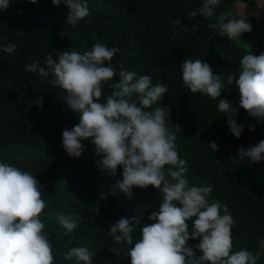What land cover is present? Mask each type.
I'll return each instance as SVG.
<instances>
[{"label":"trees","instance_id":"obj_1","mask_svg":"<svg viewBox=\"0 0 264 264\" xmlns=\"http://www.w3.org/2000/svg\"><path fill=\"white\" fill-rule=\"evenodd\" d=\"M236 2L248 0H220L212 18L199 14L190 18L188 13L202 7L204 0H86L90 14L75 29L65 23L66 5L53 6L51 0L36 4L10 0L11 6L0 12V162L18 166L38 180L46 203L40 219L53 245L54 264H75L64 260L62 253L80 246L94 254L92 264H131L127 255L131 245L117 255L110 251L114 242L109 226L129 219L135 242L141 238L143 224L154 223L148 217L162 203V194L151 185L134 186L131 198L120 191L116 185L122 179V166L116 176L109 175L99 166L101 157L90 141H82L85 148L79 157L69 156L62 147V132L79 122V114L64 102V92L48 82L51 77L24 71L26 64L36 60L44 66L48 54L55 58L57 52L82 53L97 42L119 49L111 62L122 66L117 72L150 75L153 84L167 87L162 104L171 108L173 124L182 127L176 132V145L180 158L187 162L190 186L210 185V199L228 205L235 221L233 252L259 249L258 242L264 240V161L248 163L237 154L239 148L264 140V118L249 117L240 108L236 121L244 130L237 139L229 131L228 117L218 111V100L184 87L180 66L186 58L207 62L213 74L225 81L220 99L239 107V92L235 83L227 85L226 77L236 73L238 78L240 60L247 51L207 26L220 13L238 19ZM177 19L180 24L174 26ZM61 30L68 34L63 39ZM6 44H14L16 51L5 53ZM118 81L117 75L110 83ZM110 91L105 85L103 96ZM41 96L42 109L37 107ZM249 125L255 127L254 132ZM212 141L218 151L208 145ZM101 192L106 197L103 200ZM58 213L82 217L78 228L66 235L56 219ZM132 217L141 223L135 224ZM194 219L187 221L190 231ZM199 242V238L187 242L197 256L203 255L194 247ZM257 264H264V255Z\"/></svg>","mask_w":264,"mask_h":264},{"label":"clouds","instance_id":"obj_2","mask_svg":"<svg viewBox=\"0 0 264 264\" xmlns=\"http://www.w3.org/2000/svg\"><path fill=\"white\" fill-rule=\"evenodd\" d=\"M28 2L36 4L37 0ZM51 3L66 5L65 23L73 29L90 14L86 0H51ZM219 4L220 0H204L203 6L188 16L212 18ZM10 6V0H0V12ZM230 15L220 13L208 28L232 41L252 31L247 19ZM173 23L179 25L180 21ZM67 35L60 31L61 39ZM2 50L11 55L16 46L6 44ZM118 51L117 47L97 42L89 51L57 52L55 58L48 54L44 66L36 60L24 68L42 78L51 77L48 82L64 92V102L79 114V122L62 132V147L69 156L79 157L85 148L82 141H90L95 154L101 157L99 166L109 175L116 176L118 166H122V179L116 187L126 196L131 198L134 186L143 189L150 185L162 194L159 209L148 217L154 223L143 224L140 239L133 241L134 227L127 218L109 226L114 242L110 251L117 255L124 251L125 245H131L127 252L131 264H257L264 255V240L258 242L259 249L254 252L243 249L233 252L231 229L235 221L228 205L210 199L213 191L210 185L190 186L186 178L187 162L180 158L176 145V132H181L182 127L173 124L171 108L162 104L167 87L153 84L150 75L117 72L122 66H113L111 62ZM180 66L184 87L191 93L218 100V111L228 117L229 131L237 139L244 130V125L236 121L240 108L249 117L264 118V53L257 56L249 51L240 60L238 78L236 73L226 77L227 85L235 83L239 92V107L220 99L225 81L220 74H213L207 62L186 58ZM117 75L119 81L110 83ZM105 85L111 89L106 97ZM42 106L43 96L37 102V107ZM249 130L254 132L255 127L249 125ZM208 145L213 152L218 151L215 141ZM237 156L248 163L264 161V140L247 149L239 148ZM41 192L38 180L30 172L0 162V264H54L53 245L40 219L46 207ZM112 194L115 195V190ZM99 197L106 198L103 192ZM95 205L99 214V202ZM192 218L195 219L190 231L187 221ZM56 219L67 235L78 228L82 217L58 213ZM132 221L141 223L136 217ZM190 238L200 239L194 247L203 255L197 256L193 247L187 245ZM62 256L75 264H92L94 254L80 246L70 248Z\"/></svg>","mask_w":264,"mask_h":264},{"label":"rangeland","instance_id":"obj_3","mask_svg":"<svg viewBox=\"0 0 264 264\" xmlns=\"http://www.w3.org/2000/svg\"><path fill=\"white\" fill-rule=\"evenodd\" d=\"M234 11L239 17L238 19H247L252 26L251 32L243 33L241 37L236 38L235 42L242 46L247 53L250 51L257 56L264 53V0L236 2Z\"/></svg>","mask_w":264,"mask_h":264}]
</instances>
